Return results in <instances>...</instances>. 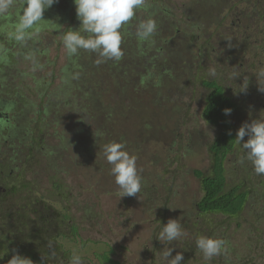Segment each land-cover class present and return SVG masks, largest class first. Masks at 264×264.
<instances>
[{
    "label": "rangeland",
    "instance_id": "obj_1",
    "mask_svg": "<svg viewBox=\"0 0 264 264\" xmlns=\"http://www.w3.org/2000/svg\"><path fill=\"white\" fill-rule=\"evenodd\" d=\"M258 1L145 0L137 9V18L124 25L135 36L141 21L154 19L162 34L160 42L139 38L133 44L122 38L126 61L106 60L99 65L95 54L81 60L88 56L81 49L78 53L83 56L70 57L63 45V33L80 27L73 0H58L46 9L55 23L41 21L42 31L36 34L29 29L32 35L23 42L15 39L11 27L17 23L24 0H13L8 12L0 15V98L11 106V123L0 129V139H9V148L0 142V160L7 157L14 170L27 169L20 184L28 182L55 210L63 212L65 205L54 189L71 193L76 232L56 240L67 254L81 255L83 264H166L161 253L174 247L173 256L183 253L182 264L243 260L264 264V219L258 216L256 195H251L237 221L244 230L230 237L219 228L225 219L197 213L200 183L193 174L195 169L209 171L208 148L220 131L201 117L208 93L201 80L213 78L209 72L215 69V57L199 59L194 44L208 40L210 48L219 53L218 48L226 50L238 39L245 41L241 47L245 52L262 54V64L259 56L254 68L243 66L244 80L253 86L245 102L251 109L229 117L235 125L248 115L264 117V92L258 90L256 80V73L264 68V20L255 12ZM177 30H181L179 38ZM166 31L168 36L163 37ZM240 85H235L236 91ZM77 87L81 93L75 96ZM93 89L96 101L84 96ZM242 93L234 97L244 99ZM133 115L139 116L137 120ZM113 141L123 143L136 157L142 177L137 196L121 198L110 174L103 147ZM234 157L226 165L231 183L241 177L239 166L230 164ZM259 178L254 176L247 184L261 193L264 178ZM169 219H178L185 233L171 244L157 239ZM199 227L204 236L226 242L225 251L210 261L204 260L197 247L188 254ZM57 260L65 264L63 258Z\"/></svg>",
    "mask_w": 264,
    "mask_h": 264
},
{
    "label": "flooded vegetation",
    "instance_id": "obj_2",
    "mask_svg": "<svg viewBox=\"0 0 264 264\" xmlns=\"http://www.w3.org/2000/svg\"><path fill=\"white\" fill-rule=\"evenodd\" d=\"M74 1V0H73ZM264 0H259L257 3L258 9H255L256 15L264 20ZM137 9L135 10V15H136ZM75 18V17H74ZM77 18V17H76ZM43 19H45L49 24H53V20L51 19V16L48 15L46 12L43 14ZM44 21V20H42ZM12 31L15 30V26L11 27ZM178 31V30H177ZM121 33H122V38L125 40L130 41L133 44H137L139 37L137 34L132 35L128 31V28L126 25H123L121 28ZM181 30L177 32V38L180 37ZM162 34L158 32V29L156 27V31L154 35L149 36L145 40L151 41V43H156L160 42L162 39ZM168 33L167 31L165 32V35L163 37H167ZM227 38V37H226ZM122 39V40H124ZM194 41H197V38L193 39ZM244 40L239 41L238 39H234L233 44L231 47H227L225 50L224 47L218 48L219 53H215L213 50L214 48H210L211 44L210 42L205 39H202L198 43L194 44V51H196L197 56L199 59H202L203 57L210 58L211 55H214L215 59V71L219 73V75L215 78L211 79H202L201 80V85L208 90V93L205 97V104L204 108L202 111L201 117L203 118L204 122L211 126H218L220 128V131L216 137V139L210 143L209 145V154L211 155V150L210 146L218 139V136L220 135L221 132L224 131V125L222 123L219 124H211L208 123L205 116H204V109L206 107V99L207 96L209 95V88L205 87V84L207 83L208 85L212 83L216 84L217 86H220L223 91L224 95L230 99L231 101V106L228 109H231V113H236V112H246L247 110L251 109L250 105H246V97L247 95L251 92V89L253 86L248 84L244 79V72H243V66L244 64L247 65L249 68H254L255 66L253 65L255 63V60L257 61L260 56V64H262V54H251L245 52L244 49H241L242 43H244ZM141 44V43H138ZM249 42H247V45ZM131 46V45H129ZM249 46V45H248ZM142 52V48L138 50V53ZM82 53H88V56L84 55V57H81V60H89L91 54L96 55V53L89 52L83 50ZM82 53H78V55H82ZM247 56H249L248 60ZM258 56V57H257ZM122 61H126V59L121 58ZM122 61L119 63L121 64ZM219 64V67L217 66ZM120 70V68H118ZM217 73V74H218ZM236 74L234 77L233 74ZM221 78V79H220ZM224 79H228L227 83H222ZM233 81V82H232ZM205 83V84H204ZM241 83V87L244 85H248L247 89H245V93L241 92L240 90L235 89V85H238ZM77 91L81 93L80 88L77 87L74 90V95L76 96ZM94 91L95 89L91 90L90 94L88 95L87 93L84 94L88 98L91 99V101H96L94 97ZM236 91V92H235ZM242 93V95L245 96L244 99H236L234 96H239ZM6 97V96H4ZM85 97V98H87ZM10 102L7 100L0 98V129L3 127H7L11 123V119L9 117L10 115V109L11 106L9 107ZM14 104H16L14 102ZM86 107V105H85ZM245 115V114H243ZM230 115H225L227 122H229L231 128L229 130V135L231 138V141H233V148L231 151H229V154L226 156L225 160L223 161V169L225 171V177L227 178V181H229V173L230 170L226 168V165L228 164L229 160L231 159V156H235L234 160L230 164L232 166H239L240 170V178H236L235 182H233L235 185H240V183L243 182L241 192L246 193V202L243 206V209L238 213L237 216H234L231 218V216H222L219 215L216 218L220 219H225V223L223 226L219 227L220 230H226L228 231V234H232L230 237H235V234L237 233L238 229L244 230L242 225L238 223L237 221L239 218L243 215L242 213L245 211L247 203L251 197L252 194L256 195L257 198V210L259 218L264 219V181L261 186V193L253 188L250 187L251 185L247 184L250 181H254V176L255 178L260 177L257 180H261L264 178V175H258L256 174L254 170V166L251 161H249L246 157V152L242 148V145L236 144L235 143V138H236V132L239 129V127L244 123L248 122L251 123L252 120L255 119H264L262 114L253 116V115H248L246 120L241 121L240 124H233L230 120ZM139 116L133 115V119L137 120ZM137 122V121H135ZM11 138V135L9 136ZM248 139L247 136H245L244 141ZM33 143L36 145V139H32ZM242 141V143L244 142ZM0 142H4L3 147L9 148L8 143L10 142L9 139L4 138L2 141L0 139ZM232 143V142H231ZM33 150V148L29 149V152ZM30 156L27 157V159ZM212 161V159H211ZM251 162V163H250ZM27 163V162H26ZM25 163L26 167L27 164ZM29 164L31 163L30 161L28 162ZM24 165V166H25ZM17 167V166H15ZM213 167V164H210L209 171H203L204 173H209ZM252 169V170H251ZM17 170V171H16ZM198 170V169H197ZM241 170H243L241 172ZM16 171V172H15ZM24 171H28L27 169H23V166H20L19 168L17 167L14 170V163L12 162V159H8L7 157L3 160H0V264H7L8 259L11 258V255L13 254L12 250L15 249L19 254L22 256H25L27 258H30L34 263L38 264H57L60 258H63L62 260L65 264H70V257L71 255L67 254L69 252H65L64 248L62 247L61 244L58 242L54 244V241L57 240L59 236H71L76 230H74V227H72V213H71V204H69V197L71 193H62L59 192L61 190L60 188H55L54 190L56 191V196L61 199L62 202L65 205V210L58 211L55 210V208L46 202V199L43 197L40 198L37 196V190L33 187L32 189L29 188L28 182L25 183L24 185H21L19 180L23 177ZM253 171V172H252ZM15 172V173H14ZM257 175V177H256ZM199 181V180H198ZM200 183V182H199ZM229 184H232L231 182H228ZM200 185V184H199ZM30 189V190H29ZM53 190V191H54ZM201 191V187H200ZM24 192H28L29 194H25L23 196ZM68 195V196H66ZM201 193L200 197L197 199V202L195 203V209H197V213L199 216H203L201 212L198 210V202L201 199ZM56 202V201H54ZM73 203V201H72ZM75 203V202H74ZM183 206V210H185V205L181 204ZM205 216V215H204ZM213 216V215H210ZM214 217V216H213ZM47 223V225L43 224ZM40 223V227H38ZM22 225V226H17V225ZM27 225V226H26ZM233 225H235L233 227ZM47 228V234H48V241L51 242V244H44L42 242V239L44 238V229ZM202 229V228H198ZM225 235L227 234L226 232L224 233ZM59 244L61 246V249L58 250V253L56 251V245ZM61 251V253L59 252ZM48 252V253H47ZM63 254V255H60ZM48 256V257H45ZM51 256L53 257V260H51ZM50 258V259H49ZM238 262V261H237ZM248 260H243L242 263L239 262V264H247ZM237 264V263H236Z\"/></svg>",
    "mask_w": 264,
    "mask_h": 264
},
{
    "label": "clouds",
    "instance_id": "obj_3",
    "mask_svg": "<svg viewBox=\"0 0 264 264\" xmlns=\"http://www.w3.org/2000/svg\"><path fill=\"white\" fill-rule=\"evenodd\" d=\"M13 0H0V15L8 12ZM58 0H24V6L15 25L14 37L23 42L30 38L32 33L39 34L42 31L40 22L44 11L50 8ZM145 0H74L77 19L80 27L63 33V45L67 54L71 57L83 49L97 54V65L106 60L119 61L123 57L121 49L124 24L132 20L135 10L144 4ZM154 19L143 20L139 23L137 36L147 39L156 31ZM215 69H211L209 75L216 76ZM235 77L236 74L234 73ZM258 90L264 92V68L256 73ZM244 85L241 91L247 89ZM231 109H224L225 115L231 114ZM245 136L248 137L244 141ZM242 141H244L242 143ZM235 143L242 145L246 157L252 162L258 175H264V119H255L251 123L244 122L236 132ZM103 154L108 164L111 165L110 174L121 193L125 196H137L142 189V177L138 174L136 157L125 150V145L119 142H109L103 147ZM170 209V208H169ZM174 210V209H173ZM184 230L178 219H169L163 224L157 239L161 242L178 240L184 235ZM223 239L200 236L196 240V247L203 254L206 261L225 251ZM174 247H168L161 253V258L166 264H182L184 259L182 252H176ZM8 259L7 264H33L30 258L22 256L15 249ZM70 264H83L81 255L73 253Z\"/></svg>",
    "mask_w": 264,
    "mask_h": 264
},
{
    "label": "trees",
    "instance_id": "obj_4",
    "mask_svg": "<svg viewBox=\"0 0 264 264\" xmlns=\"http://www.w3.org/2000/svg\"><path fill=\"white\" fill-rule=\"evenodd\" d=\"M76 15V11L74 12ZM77 15L75 16V18ZM205 84V83H204ZM206 88H209V95L206 99V107L204 109V116L208 123L224 125V131L220 133L218 139L210 146L211 159L213 167L209 173H204L200 170H193L194 176L199 180L201 187V199L197 206L199 212L202 215H213L217 217L222 216H237L238 213L243 209L246 202V193H242V183L235 185L229 184L225 177V171L223 169V161L229 154V151L233 148V141H231L229 130L231 128L229 122L224 114V109H228L232 104L229 98L224 95V91L220 86L216 84H205ZM232 142V143H231ZM24 185V184H23ZM59 187V186H57ZM43 224L47 225V223ZM22 226V225H17ZM27 226V225H26ZM38 227L41 228L40 223ZM47 228L44 229V238L42 242L44 244H51L48 241ZM196 236H204L201 234V229H198ZM57 243L54 241V244ZM193 247V248H192ZM188 249V254L192 251H197L196 243ZM61 249L59 244L56 245V250ZM48 253V252H47ZM112 253V252H111ZM190 256V255H189ZM104 259H108L109 256H103ZM189 258V257H188ZM187 258V262H188ZM213 259V258H212ZM237 260V259H236ZM107 261H111L108 259ZM214 261V260H213ZM216 261V260H215ZM239 264V261L237 262Z\"/></svg>",
    "mask_w": 264,
    "mask_h": 264
}]
</instances>
